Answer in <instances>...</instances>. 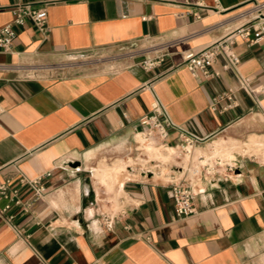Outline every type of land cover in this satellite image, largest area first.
Segmentation results:
<instances>
[{
	"label": "crops",
	"instance_id": "crops-1",
	"mask_svg": "<svg viewBox=\"0 0 264 264\" xmlns=\"http://www.w3.org/2000/svg\"><path fill=\"white\" fill-rule=\"evenodd\" d=\"M249 1L0 0V27L16 3L47 12L46 30L27 20L0 49V183L20 173L46 185L27 211L10 203L0 213V264H264V32L232 45L257 100L220 57L209 77L192 76L181 59L247 21ZM159 53L143 70L139 62ZM153 93L203 138L188 157L175 130L160 148L166 161L145 155L136 134ZM116 147L141 152L107 162ZM116 163L121 185L107 171ZM176 164L182 170H167ZM180 177L195 212L174 219ZM30 195L20 186V200Z\"/></svg>",
	"mask_w": 264,
	"mask_h": 264
},
{
	"label": "built area",
	"instance_id": "built-area-1",
	"mask_svg": "<svg viewBox=\"0 0 264 264\" xmlns=\"http://www.w3.org/2000/svg\"><path fill=\"white\" fill-rule=\"evenodd\" d=\"M259 7L257 0H252ZM261 6V5H260ZM258 9V8H257ZM12 19L9 24L0 27V49L8 52L11 44L16 37V31L13 26H22L25 21H31L39 30H46L45 22L47 12L45 7L34 8L29 3H16L11 8ZM196 18L199 15L193 14ZM250 16L246 11L245 17ZM264 32V18L258 15L248 17L247 21L228 32L223 37L209 43L198 49H187L181 53L182 64L194 77H209L215 72L210 71V66L217 57L222 59L221 67L224 70H232L237 74L239 88L244 90L250 97L257 100L261 93L260 87L253 88L250 85L249 77L242 76L238 73L237 67L240 59L233 50L235 37L246 39L249 43L256 42ZM163 58L159 53L153 57L143 58L139 64L143 70L148 71L155 67ZM150 89V85H148ZM150 102V109L142 115L139 120V130L145 142H150L156 146L169 147L168 136L171 131L178 132V141L174 145L181 153H186L200 143L203 138L189 132L176 123H174L165 111L163 104L153 93ZM0 107V111H1ZM48 175V174H46ZM43 176L27 178L18 174L15 178H7L0 183V197L7 200V203L0 207V213H3L13 205H20L24 211L40 199L46 193V185L43 182ZM27 185L31 190L28 199L22 201L19 199V188ZM171 196L174 206V215L172 218H181L192 215L195 212L193 204L194 191L189 180L179 178L171 183ZM107 229L111 228V219L105 223Z\"/></svg>",
	"mask_w": 264,
	"mask_h": 264
},
{
	"label": "rangeland",
	"instance_id": "rangeland-1",
	"mask_svg": "<svg viewBox=\"0 0 264 264\" xmlns=\"http://www.w3.org/2000/svg\"><path fill=\"white\" fill-rule=\"evenodd\" d=\"M258 2H259V4L261 5H259V7L258 6H256V4L255 3H252L253 1H249V3H250V5H249V9L247 10L248 12H249V14H250V16H248V17H254V16H256V15H258V17L259 18H264V0H257ZM258 8V9H257ZM247 17V18H248ZM81 59V58H80ZM83 60V59H82ZM88 60V59H87ZM44 72H46V71H44ZM44 72H38V74H41V73H44ZM26 73H28L30 76L32 75V74H34L33 72H31V71H27ZM221 136H223V135H218V137H216L215 139H218L219 137H221ZM138 145V144H137ZM160 149V148H159ZM161 150V149H160ZM141 151L140 150H132V151H130L129 153H125V152H123V149L122 148H119V147H116V148H113L111 151H110V157L109 158H105V160L107 161V162H111V161H113L115 158H121V157H123V156H125V159L127 158V156H132V157H136L139 153H140ZM166 154H168L169 155V153L167 152ZM175 154V153H174ZM183 153H181V155H182ZM149 156V155H148ZM144 157V156H143ZM175 160L176 161H180L181 160V158L178 156V157H175ZM192 165V163L190 162L189 163V166H191ZM144 167H151L152 169H154L155 171L157 170L158 171V167H155V166H153L152 165V163L151 162H149V163H147ZM171 168V169H170ZM181 167H180V165H178V164H176V165H173V166H171V167H168V169L167 170H173V171H171V172H176V171H179V170H182V168L180 169ZM198 167H196V169H197ZM193 170V169H192ZM188 175H189V177L191 176V174L190 173H188Z\"/></svg>",
	"mask_w": 264,
	"mask_h": 264
},
{
	"label": "bare ground",
	"instance_id": "bare-ground-1",
	"mask_svg": "<svg viewBox=\"0 0 264 264\" xmlns=\"http://www.w3.org/2000/svg\"><path fill=\"white\" fill-rule=\"evenodd\" d=\"M137 135V137L143 142V143H145V145H144V148H145V152H146V156L147 155H149L150 157H153V158H155V159H160V160H162V161H166V159H168L169 158V155L168 154H166V153H164L162 150H160L159 148H164V147H160V146H156V145H154V144H152V143H150V142H145L144 141V139H143V137H142V135L141 134H139V133H137L136 134ZM258 137V136H257ZM233 141V140H232ZM255 143V142H254ZM259 143V142H258ZM141 145V144H140ZM220 145V144H219ZM246 145V144H245ZM249 146V145H248ZM231 147V146H230ZM235 147V146H234ZM253 147V146H252ZM219 148V147H218ZM228 148V147H227ZM251 148V147H250ZM214 149V148H213ZM253 149V148H252ZM248 150V149H247ZM190 152H191V150H189V151H187L186 153H183L182 155L180 154V152H179V150H178V153L182 156V157H188V155L190 154ZM218 152V151H217ZM214 153H215V151H214ZM221 153H223L222 151H221ZM211 155H213L214 156V154H211ZM210 155V156H211ZM217 155H219V153L217 154ZM197 156V155H196ZM195 156V157H196ZM206 156V155H205ZM171 157V156H170ZM194 157V158H195ZM208 157V156H207ZM217 157V156H216ZM224 157V156H223ZM226 157V156H225ZM230 157H232V155L230 154V153H228V158H230ZM150 159V158H149ZM188 159V158H187ZM205 159V158H204ZM210 159V158H209ZM144 161H145V159H144ZM146 161H147V159H146ZM137 162V161H136ZM185 162V161H184ZM183 162V163H184ZM220 162V161H219ZM204 163V162H203ZM206 163H210L209 161L208 162H206ZM116 166H120V167H122V164H117L116 163V165H114L111 169H107V171H114V173H112L113 175H114V177H115V179H116V182L118 181L119 182V180H120V173L121 172H119L120 170L119 169H117L116 168ZM158 166V165H157ZM187 166V165H186ZM134 168V167H133ZM186 168V167H185ZM135 169V168H134ZM133 169V170H134ZM142 169V168H141ZM189 169V168H188ZM137 170H138V168H137ZM184 170V169H183ZM146 171V170H145ZM164 171V170H163ZM169 171V170H168ZM193 170H191V174H193ZM196 172V171H195ZM159 173V172H158ZM175 173V172H174ZM169 175V174H168ZM101 176V175H100ZM108 176V175H107ZM109 176H111V173H110V175ZM132 176H133V174H132ZM131 176V177H132ZM163 176V175H162ZM112 177V176H111ZM111 177H110V179H111ZM128 177V176H127ZM102 178V177H101ZM100 178V179H101ZM124 178H126V177H124ZM166 178V177H165ZM181 178V177H180ZM107 180H108V178H107ZM112 180V179H111ZM104 181V180H103ZM113 181V180H112ZM119 184H120V182H119ZM121 185V184H120Z\"/></svg>",
	"mask_w": 264,
	"mask_h": 264
}]
</instances>
